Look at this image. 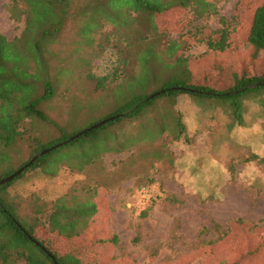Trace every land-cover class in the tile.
Masks as SVG:
<instances>
[{"label": "rangeland", "instance_id": "1", "mask_svg": "<svg viewBox=\"0 0 264 264\" xmlns=\"http://www.w3.org/2000/svg\"><path fill=\"white\" fill-rule=\"evenodd\" d=\"M206 1L214 12L201 19L193 9H182L154 20L138 9L139 2L151 0H17L21 21H16L11 0H0V31L7 38L20 37L27 26L34 30L27 40L47 34L56 40L51 64L57 94L42 104L50 123H38L34 132L57 139L48 145L61 147L49 156L70 153L68 159L78 165L89 161L96 153L77 148L88 137L70 143L67 138L108 120L140 93L161 89L171 77L226 89L236 78L237 58L249 70L253 53L246 44L253 10L264 0ZM222 18L228 20V47L212 51L202 38L218 40ZM179 58L186 60L191 79L185 65H176ZM261 71L256 68V74ZM154 101L137 120L96 129L111 150L84 173L58 165L53 176L31 174L15 183L11 192L20 215L32 221L37 203L50 205L84 187L98 188L96 225L118 247L112 252L104 245L102 263L114 254L115 264H264V248L256 252L264 246V89L245 93L235 105L170 92ZM143 190L151 194L145 205ZM242 223L250 226L248 233ZM227 226L229 237L204 246ZM39 231L52 250L67 252L69 244ZM88 249L95 253L98 247Z\"/></svg>", "mask_w": 264, "mask_h": 264}, {"label": "trees", "instance_id": "2", "mask_svg": "<svg viewBox=\"0 0 264 264\" xmlns=\"http://www.w3.org/2000/svg\"><path fill=\"white\" fill-rule=\"evenodd\" d=\"M16 2L17 0H11L9 11L16 21H21L15 10ZM213 8V5L206 0H151V2L138 4L141 13L152 16L154 20L158 14L182 9H193L197 19H201L206 13H213ZM222 23L225 26L218 40H214L213 35L202 38L212 51L224 52L228 47L227 41L230 35L228 20L222 18ZM31 29L26 26L22 35L13 40L0 31V182L21 171L13 181L0 185V264H108V262H101V251L105 248L104 245H109L107 246L109 248L115 244L111 238L102 237V229L95 222V216L98 213L95 195L98 188L84 187L81 193L78 190L68 193L52 201L50 205L39 202L35 206V218L32 221L20 215L19 203L11 192V187L28 175L40 173L46 176L55 175L59 170L58 165L71 171L84 173L87 167L98 162L101 154L111 150L107 143L102 141L100 133L96 135V129L87 130L86 133L77 137H69L67 143L88 137L77 148L84 153L87 150L96 153L89 161L78 165L74 159H68L70 153L62 158L55 155L49 156L61 147H54L56 144L48 145L57 139L49 141L34 135L38 123H50L42 104L53 100L57 94L58 82L51 64V58L55 56L53 47L56 40H51L49 36L47 37L48 34L39 40L33 38L27 40L26 36L34 31ZM213 34L218 35L217 32ZM246 47L253 53V60L249 65H254L248 67L249 70H243V59L237 58L232 66L233 75L236 78L229 88L198 86L191 80L171 77L164 87L152 94L140 93L137 98L128 100L126 106L119 108L106 118L107 123L120 119L137 120L145 114L149 106L153 105L156 98L169 92L172 93V97L185 93L216 98L222 102H228L229 105H235L238 98L245 93L264 89V2L253 10ZM173 48L175 50V47ZM177 62L178 67L185 65L184 68L187 69L185 71H188L189 66L186 65V60L182 61V58H179ZM256 68L262 71L256 74ZM189 71L191 79V70ZM115 72H120L119 67ZM239 72L244 73L245 76H239ZM97 82L100 85L102 80L98 79ZM129 104L131 107L121 113L120 110L130 106ZM21 144H23L22 147ZM44 150L48 152L39 156L38 154ZM75 156V159L79 160L77 154ZM258 158L254 156V159ZM34 159L35 161L31 163ZM242 228L247 233L250 231L248 224L242 223ZM39 230L52 233L59 240L69 244L67 252L61 254L52 250L40 240ZM231 233V227L227 226L225 232L204 246L219 244ZM83 238L88 241L85 242ZM107 239L110 240L107 241ZM89 245L98 247L95 253L91 252L93 256L98 257V260L91 256ZM261 248H264L262 244L256 252H260ZM222 264H229V262Z\"/></svg>", "mask_w": 264, "mask_h": 264}, {"label": "water", "instance_id": "3", "mask_svg": "<svg viewBox=\"0 0 264 264\" xmlns=\"http://www.w3.org/2000/svg\"><path fill=\"white\" fill-rule=\"evenodd\" d=\"M152 98H153V97H152ZM112 119H113V118H112ZM106 123H107V120L104 121V122H102V123H99V124L93 126V127H92L91 129H89V130H92V129H98L99 127H101V125L106 124ZM86 132H87V131H85V132H83V133H86ZM80 135H82V134H80ZM47 152H48V151H45L44 153L40 154L39 156L45 155ZM39 156H38V157H39ZM35 159H36V158H35ZM35 159H34L31 163H33V162L35 161ZM20 173H21V171H19V172H17L16 174H14V175H12V176H10V177H8V178L2 180V181L0 182V185H4V184H6V183H9V182L13 181V180H14V179H15Z\"/></svg>", "mask_w": 264, "mask_h": 264}, {"label": "crops", "instance_id": "4", "mask_svg": "<svg viewBox=\"0 0 264 264\" xmlns=\"http://www.w3.org/2000/svg\"><path fill=\"white\" fill-rule=\"evenodd\" d=\"M111 247H109V248L112 250V252L118 248L116 245H112ZM110 257H111V259L108 261V264H115L117 261H116L114 254H112ZM121 264H144V263H138V262L135 263V261H133V262L130 261V262H125V263H121Z\"/></svg>", "mask_w": 264, "mask_h": 264}, {"label": "built area", "instance_id": "5", "mask_svg": "<svg viewBox=\"0 0 264 264\" xmlns=\"http://www.w3.org/2000/svg\"><path fill=\"white\" fill-rule=\"evenodd\" d=\"M150 195H151L150 192H148L147 190H143V199H145V200H143L141 202V204H144L145 205L146 200H150L151 199V196Z\"/></svg>", "mask_w": 264, "mask_h": 264}]
</instances>
